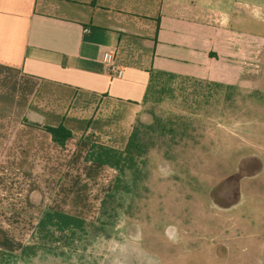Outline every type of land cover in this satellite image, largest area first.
Listing matches in <instances>:
<instances>
[{"label": "crops", "instance_id": "crops-1", "mask_svg": "<svg viewBox=\"0 0 264 264\" xmlns=\"http://www.w3.org/2000/svg\"><path fill=\"white\" fill-rule=\"evenodd\" d=\"M258 14L257 0H0V249L26 244L27 214L29 238L48 208L91 221L115 179L85 156L125 148L150 71L238 84L255 46L233 24Z\"/></svg>", "mask_w": 264, "mask_h": 264}, {"label": "rangeland", "instance_id": "rangeland-1", "mask_svg": "<svg viewBox=\"0 0 264 264\" xmlns=\"http://www.w3.org/2000/svg\"><path fill=\"white\" fill-rule=\"evenodd\" d=\"M261 7L264 0H257ZM263 16L233 24L255 46L238 84L198 109L183 94L143 107L140 122L151 123L150 113L180 117L183 134L154 137L145 163L138 164L141 181L134 184L127 173L131 192L117 194L109 215L99 209L91 216L95 226L71 247L33 257L18 249L4 264H264ZM34 217L18 221L20 243H27Z\"/></svg>", "mask_w": 264, "mask_h": 264}, {"label": "trees", "instance_id": "trees-1", "mask_svg": "<svg viewBox=\"0 0 264 264\" xmlns=\"http://www.w3.org/2000/svg\"><path fill=\"white\" fill-rule=\"evenodd\" d=\"M190 84L191 86H189ZM224 87L229 86L217 82H201L170 72L151 70L142 106L144 107L150 102L158 104L165 98L171 99L177 97L178 94H183L185 95L183 98H187L186 95H188L193 99L192 109H198L200 105L208 104ZM150 115L152 122L149 124L140 122V114L138 115L123 150L94 143L87 152L86 162L107 166L117 173L111 190L101 201L100 215H109V205H113L118 193L131 192L130 185L126 183L128 172L133 173L134 184L139 182L138 164L145 163L149 148L154 145V137L168 136L173 139L183 134V131L179 130L181 126L185 125L182 118L170 116L162 118L154 113H150ZM45 129L52 136L53 142L63 148L72 137L71 132L63 127H45ZM111 207L113 208V206ZM101 225L106 224L101 223ZM90 226L94 227L95 223L76 215L48 208L39 218L32 235L19 253L23 257H33L40 251L59 249L65 246L71 247L72 240H75L79 234L85 233ZM15 256L16 252L0 249V264L7 263Z\"/></svg>", "mask_w": 264, "mask_h": 264}, {"label": "built area", "instance_id": "built-area-1", "mask_svg": "<svg viewBox=\"0 0 264 264\" xmlns=\"http://www.w3.org/2000/svg\"><path fill=\"white\" fill-rule=\"evenodd\" d=\"M110 73L112 75H120L121 71H120V68L114 66V65H111L110 66Z\"/></svg>", "mask_w": 264, "mask_h": 264}]
</instances>
